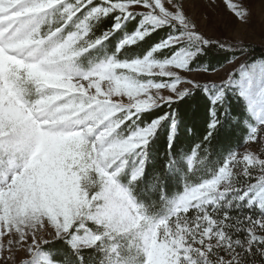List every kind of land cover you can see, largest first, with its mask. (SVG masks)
Here are the masks:
<instances>
[{
	"label": "snow or ice",
	"instance_id": "obj_1",
	"mask_svg": "<svg viewBox=\"0 0 264 264\" xmlns=\"http://www.w3.org/2000/svg\"><path fill=\"white\" fill-rule=\"evenodd\" d=\"M0 264H264V23L257 47L189 0H0Z\"/></svg>",
	"mask_w": 264,
	"mask_h": 264
},
{
	"label": "rangeland",
	"instance_id": "obj_2",
	"mask_svg": "<svg viewBox=\"0 0 264 264\" xmlns=\"http://www.w3.org/2000/svg\"><path fill=\"white\" fill-rule=\"evenodd\" d=\"M190 10L201 19V27L210 36H219L221 38H243L253 42L256 45L261 43L262 23H264V14L261 13L259 4L255 8V16L251 25L237 24L226 13L214 15L205 18L204 10L200 7L202 0H189ZM235 67V65L231 66ZM244 150V145L239 148Z\"/></svg>",
	"mask_w": 264,
	"mask_h": 264
},
{
	"label": "trees",
	"instance_id": "obj_3",
	"mask_svg": "<svg viewBox=\"0 0 264 264\" xmlns=\"http://www.w3.org/2000/svg\"><path fill=\"white\" fill-rule=\"evenodd\" d=\"M257 47H259V45H256ZM217 67H219V65H217ZM243 146V142L241 141L240 147Z\"/></svg>",
	"mask_w": 264,
	"mask_h": 264
}]
</instances>
